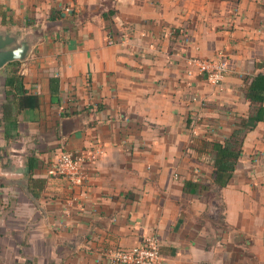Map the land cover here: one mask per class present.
<instances>
[{"label": "crops", "instance_id": "obj_1", "mask_svg": "<svg viewBox=\"0 0 264 264\" xmlns=\"http://www.w3.org/2000/svg\"><path fill=\"white\" fill-rule=\"evenodd\" d=\"M0 31L30 39L39 99L18 110L0 68V264H112L153 233L161 264H264V120L210 196L264 72V0H0ZM218 53L213 84L194 59ZM60 148L82 185L52 172Z\"/></svg>", "mask_w": 264, "mask_h": 264}, {"label": "trees", "instance_id": "obj_2", "mask_svg": "<svg viewBox=\"0 0 264 264\" xmlns=\"http://www.w3.org/2000/svg\"><path fill=\"white\" fill-rule=\"evenodd\" d=\"M232 1L238 2L240 0ZM9 66L11 71L6 77V85L16 91L14 99L16 108L22 110L38 107V96L28 93L23 84V76L19 73L20 61H12ZM51 87L54 92L56 89L54 81ZM246 97L251 102V109L247 119H242L240 126L235 128L232 135L224 142L213 143V149L216 152L214 191L229 183L242 154L245 136L260 121L264 120V72H259L250 79Z\"/></svg>", "mask_w": 264, "mask_h": 264}, {"label": "built area", "instance_id": "obj_3", "mask_svg": "<svg viewBox=\"0 0 264 264\" xmlns=\"http://www.w3.org/2000/svg\"><path fill=\"white\" fill-rule=\"evenodd\" d=\"M224 57L223 53H218L214 58L194 60L199 62L201 72L207 74L208 81L217 84L225 77ZM99 151L102 152V149L100 148ZM52 172L68 178L77 185H82L85 181L80 159L76 158L71 151L63 148H60L55 158ZM107 257L112 264H161L162 243L159 236L153 233L136 246L110 249Z\"/></svg>", "mask_w": 264, "mask_h": 264}, {"label": "water", "instance_id": "obj_4", "mask_svg": "<svg viewBox=\"0 0 264 264\" xmlns=\"http://www.w3.org/2000/svg\"><path fill=\"white\" fill-rule=\"evenodd\" d=\"M30 49V39H20L17 34L0 31V68L12 61L27 59Z\"/></svg>", "mask_w": 264, "mask_h": 264}, {"label": "rangeland", "instance_id": "obj_5", "mask_svg": "<svg viewBox=\"0 0 264 264\" xmlns=\"http://www.w3.org/2000/svg\"><path fill=\"white\" fill-rule=\"evenodd\" d=\"M230 1H232V0H230ZM237 2V1H236ZM218 194V191H214L210 196H212V197H214V196H216Z\"/></svg>", "mask_w": 264, "mask_h": 264}]
</instances>
